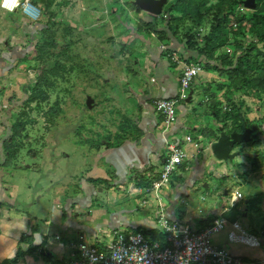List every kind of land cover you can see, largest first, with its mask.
I'll return each instance as SVG.
<instances>
[{
    "label": "rangeland",
    "instance_id": "374dc122",
    "mask_svg": "<svg viewBox=\"0 0 264 264\" xmlns=\"http://www.w3.org/2000/svg\"><path fill=\"white\" fill-rule=\"evenodd\" d=\"M37 1L44 15L34 23L19 12L3 10L0 0V135H29L20 164L24 165L23 160L41 163L40 158L31 159L28 151L42 153L45 146L54 149V142L45 145L43 139L48 135L90 138L139 134L132 119L140 116L141 101L158 83L155 69L174 64L171 67L178 69L180 83L183 66L197 63L203 70L182 102L184 122L201 126V135H232L230 115L236 105L253 121L248 130L252 138L237 143L226 160L215 159V167L198 152L195 162L183 172L184 177L172 178L171 189L160 192L164 198L161 204L151 193L130 195L149 187L158 177L159 168L149 165L142 176L134 172L130 179L133 190L129 183L102 187L92 208L104 209L109 223L116 225L115 231L128 232V225L136 227L130 229L134 232L150 230L141 212L149 213L156 224L161 209L181 221L189 222L186 217L195 215L204 226L218 208H230L234 201L251 207L254 201L263 200L264 92L242 87L230 65L238 55L237 40L245 45L251 41L248 28L253 10L244 6L245 0H236L232 16L221 30L227 42L210 50L206 49L205 38L213 33L216 17H222L216 9L218 0H208L205 9L209 10L200 26L188 17L178 25L171 20V16H182L174 9L177 0H53L49 8L52 16L45 13V0ZM147 1L162 2L161 12L154 14L146 9L143 3ZM170 24L177 29L178 39L169 32ZM242 27L248 35L245 40L235 35ZM258 48L264 50L262 44ZM43 91L47 99L32 100ZM190 129L183 132L198 134ZM258 136L261 144L253 146ZM11 143L21 146L17 140ZM63 148L71 146L64 143ZM226 164L227 170L223 166ZM198 167L204 172L198 174ZM190 172L196 173L195 177H189ZM119 195L122 199L110 200ZM94 217L97 220L93 225H101V229L109 225L104 220L99 223L102 218L98 215Z\"/></svg>",
    "mask_w": 264,
    "mask_h": 264
},
{
    "label": "crops",
    "instance_id": "0c3cea01",
    "mask_svg": "<svg viewBox=\"0 0 264 264\" xmlns=\"http://www.w3.org/2000/svg\"><path fill=\"white\" fill-rule=\"evenodd\" d=\"M171 66L175 65H162L155 69L158 83L153 86L150 96L142 99L140 116L132 119L139 134L94 135L90 138V135H48L43 139L45 145L54 142L55 148L45 146L42 153L29 150L31 159L36 161L40 158L42 164L23 160L24 165L20 164V159L22 160L26 143L31 139L26 142L29 135H0V264H70L79 242L87 241L101 247L110 243L116 232V225L109 223L104 209L100 207L95 210L92 207L106 184L122 186L129 183L128 187L132 189L130 179L134 178V172L142 176L149 165H155L161 170L167 144L162 136L161 120L155 111L154 101L159 98H175L179 94L178 69ZM179 106L178 120L169 135L181 142L190 153L187 166L195 162L194 158L199 152L215 167L217 158L214 149L223 137L232 138V135H201V126L184 122L183 104ZM190 118L185 120L190 121ZM158 125L161 127L157 130ZM187 128L198 134L193 135L188 131L185 134L183 131ZM186 136H192L193 142H185ZM253 137L255 138L254 135ZM16 140L21 146L14 147L11 142ZM64 143H69L71 148L64 149ZM8 146L13 147L9 149ZM232 151L234 152L233 149ZM204 166L206 168L207 164L204 163ZM223 166L227 170V164ZM218 168H215L216 171H221ZM186 169L189 168H182L173 176L172 181L176 177H184ZM196 170L201 174L205 169L198 167ZM195 174L190 172L189 177H195ZM99 179L104 182H92ZM187 183L190 184V181ZM130 195L132 198L146 194L132 191ZM120 196L110 200L122 199ZM254 203L250 207L243 203L238 205L234 201L230 208H218L217 212L214 211L216 215L213 218L220 214H225L226 218L229 214L226 218L229 224L239 221L246 230L260 237V247L230 243L227 237L230 225L216 233L213 239L217 245L230 249L235 256L244 258L250 264H264V198ZM159 213L157 212V216ZM96 215L102 218L99 223L104 220L109 225L103 229L101 225H93L92 222L97 220L94 217ZM171 215L167 213L166 216L181 221ZM140 216L149 225L144 222H140L141 224H146L150 230H159L149 213L144 215L141 212ZM188 216L186 218L189 222H181L195 229H201L210 223L201 226L197 216ZM125 221L129 224L128 220ZM126 227L128 232L136 228ZM7 260L10 261L5 262Z\"/></svg>",
    "mask_w": 264,
    "mask_h": 264
},
{
    "label": "built area",
    "instance_id": "2783aa9c",
    "mask_svg": "<svg viewBox=\"0 0 264 264\" xmlns=\"http://www.w3.org/2000/svg\"><path fill=\"white\" fill-rule=\"evenodd\" d=\"M1 8L10 13L19 12L26 20L34 23L42 16L39 6L31 0H1ZM202 70V66L197 63L184 65L178 96L154 101L155 111L163 118L162 136L167 144V152L158 177L153 179L149 187L139 189V193L154 194L160 204L163 200L160 192L170 187L173 176L187 167L191 157L183 144L169 134L178 120V106L187 100L192 84ZM152 81L155 79L152 78ZM184 141L193 142L192 136H186ZM159 212L158 227L166 235V246L162 247L159 241L152 242L141 232L116 231L110 243L102 247L79 242L70 264H132L125 256L134 250H146V264H250L244 258L235 256L230 249L214 242V235L228 225L230 230L227 237L230 243L249 247L262 245L259 236L246 230L239 221L229 224L223 214L216 216L209 225L195 229L184 222L168 218L162 209Z\"/></svg>",
    "mask_w": 264,
    "mask_h": 264
},
{
    "label": "trees",
    "instance_id": "16d2710c",
    "mask_svg": "<svg viewBox=\"0 0 264 264\" xmlns=\"http://www.w3.org/2000/svg\"><path fill=\"white\" fill-rule=\"evenodd\" d=\"M31 1L35 5L39 6L37 0ZM207 2L208 0H177L175 2L174 9L180 11L182 13V16H171L170 18L178 25L181 21L184 20V18L188 17L193 22H195L197 26H200L202 24L204 16L209 10L205 9V5L207 4ZM235 2L236 0H218L216 9L219 11L220 16L222 17H216L217 25L213 30V33L209 38H205L207 50L215 47L217 48L218 46H222L227 42V38L223 35H220V33L221 30L225 28L226 21L229 20V17H231L233 14ZM53 3V0H45L44 8L46 14L49 13V8H51ZM167 13H170V11H168ZM42 15H44V12H42ZM49 15L52 16L53 14L49 13ZM249 23L250 27L248 28V32L250 33L251 41H249V43L245 45V43H243L242 41L237 40L238 42L236 44V50L238 52V55L235 62L230 64L232 66L231 72L235 75L236 78H239L242 87H247L258 92H264V50L258 48V44H262L264 47V0H256V8L249 15ZM172 24L168 25V30L173 35V37H175L177 36V29ZM161 34L166 35L167 32H161ZM235 35L237 37H240L242 40H245L248 36L246 34V29H244L243 27L240 28L235 33ZM37 98L47 99V94L44 91L39 92L32 98V100H35ZM230 117H232V120L229 134H245L253 124V121H250L242 114L240 106L234 105V114L230 115ZM160 120L162 122L163 118L160 117ZM16 132H18V130ZM252 144L253 146H259L261 144V141L257 137ZM8 148L11 149L12 146H8ZM92 182L97 183L104 181L99 179L92 180ZM253 204L255 205V203ZM228 215H226V218ZM223 216H225V214H223ZM214 219L215 218H213L212 221ZM212 221L210 223H212ZM135 232L143 233L152 242L159 241L162 247L167 245L166 235L159 230L154 229L143 231L136 229ZM21 241H23V238L21 239ZM9 261L10 260H7L5 262Z\"/></svg>",
    "mask_w": 264,
    "mask_h": 264
},
{
    "label": "water",
    "instance_id": "95a60500",
    "mask_svg": "<svg viewBox=\"0 0 264 264\" xmlns=\"http://www.w3.org/2000/svg\"><path fill=\"white\" fill-rule=\"evenodd\" d=\"M143 6L154 14H159L161 12L162 2L156 3L152 1H147L143 3ZM244 6L247 9L254 10L256 8V0H245ZM231 137L232 138L226 136L223 137L220 143L214 149L215 157L218 160H226L230 156L233 147L237 143L244 139L250 140L252 138V136L249 135L248 131L245 134H232Z\"/></svg>",
    "mask_w": 264,
    "mask_h": 264
},
{
    "label": "clouds",
    "instance_id": "9594fccd",
    "mask_svg": "<svg viewBox=\"0 0 264 264\" xmlns=\"http://www.w3.org/2000/svg\"><path fill=\"white\" fill-rule=\"evenodd\" d=\"M146 255V250H134L131 253H127L125 257L131 261L132 264H146ZM132 257H135V259H132Z\"/></svg>",
    "mask_w": 264,
    "mask_h": 264
}]
</instances>
